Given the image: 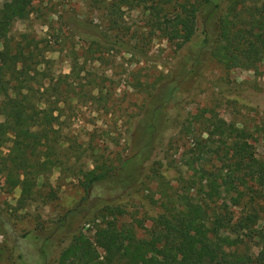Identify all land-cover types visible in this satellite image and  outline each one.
Returning a JSON list of instances; mask_svg holds the SVG:
<instances>
[{
	"label": "rangeland",
	"instance_id": "374dc122",
	"mask_svg": "<svg viewBox=\"0 0 264 264\" xmlns=\"http://www.w3.org/2000/svg\"><path fill=\"white\" fill-rule=\"evenodd\" d=\"M110 1L30 0L18 8L20 1L0 0V25L6 26L0 36L6 33L13 45L20 43L30 58L40 60L43 85L33 86L49 89L43 103L34 99L36 109L24 116L31 139L50 160L66 164L53 167L34 185L0 165V264H55L74 235L93 242L98 211L106 205L122 210L120 223L145 237L161 211L155 201L162 186L168 193H180L182 179L190 175L179 162L183 149L176 134L192 116L200 114L202 121L212 113L244 126L257 139L258 156L264 155V60L256 71L227 70L209 57L195 65L196 47L176 51L145 29L139 11L125 7L129 35L137 34L129 42L141 53L91 46L82 36L71 35L67 27L77 21L106 31L99 8ZM81 28L77 31L84 33ZM4 68L0 53V76ZM159 105L162 109L153 117ZM152 117L164 123L156 136L163 141L147 151L145 129ZM134 153L142 155L119 173L116 169ZM103 162L114 178L90 187L89 179ZM186 220L195 225L194 217ZM262 227L264 218L257 224Z\"/></svg>",
	"mask_w": 264,
	"mask_h": 264
},
{
	"label": "trees",
	"instance_id": "16d2710c",
	"mask_svg": "<svg viewBox=\"0 0 264 264\" xmlns=\"http://www.w3.org/2000/svg\"><path fill=\"white\" fill-rule=\"evenodd\" d=\"M17 1L21 2L15 3L18 8L30 2ZM124 7L139 11L145 29L176 51L196 47L195 65L209 57L227 70L256 71L264 60V0H111L99 8L106 31L84 21L67 28L91 46L141 53L129 42L137 34L129 35ZM78 26L84 33L77 31ZM5 27L0 25V30ZM0 41L5 63L0 76V148L7 143L0 165L23 174L34 185L53 167L66 166L43 154L24 121L28 110L37 107L33 100L43 103L49 89H34V84L43 85L41 77H45L38 71V58H30L20 43L13 45L4 32ZM54 93L58 103L57 88ZM161 109L157 106L153 117ZM153 117L145 129L147 151L163 141L156 136L164 123H156ZM201 117L192 116L179 126L176 141H182L183 149L179 162L190 175L182 179L180 193H168L162 186L155 201L161 211L145 237L138 238L132 227L120 223L122 210L106 205L98 211L93 242L83 234L74 235L55 264H264V227L257 228L264 218V155L258 156L257 139L244 126L212 113L199 121ZM43 137L47 139L44 132ZM129 137L134 139L133 134ZM141 155L134 153L116 170L122 173ZM107 168L103 162L89 179L90 187L114 178ZM150 171L157 175L155 166ZM243 174L250 179L244 180ZM189 216L194 217V226L187 223Z\"/></svg>",
	"mask_w": 264,
	"mask_h": 264
}]
</instances>
